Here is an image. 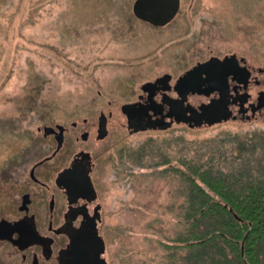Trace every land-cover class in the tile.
Segmentation results:
<instances>
[{
	"label": "rangeland",
	"instance_id": "obj_1",
	"mask_svg": "<svg viewBox=\"0 0 264 264\" xmlns=\"http://www.w3.org/2000/svg\"><path fill=\"white\" fill-rule=\"evenodd\" d=\"M134 3L0 0V161L11 150L24 151L18 147L33 152L32 136L43 137V154L50 153L57 142L44 137L45 125L72 127L86 117L94 130L100 113L112 112L104 140H83L81 124L73 128L80 142L69 138L64 149L87 145L102 154L110 264H170L177 258L182 264L187 250L176 255L165 244L187 227L185 191H176L172 176L142 170L179 164V152L209 148L206 138L262 130L264 116L131 133L121 105L137 100L147 81L169 73L173 82L212 54L236 53L264 67V0H181L164 26L137 17ZM257 73L264 88V73ZM169 138L175 142H161Z\"/></svg>",
	"mask_w": 264,
	"mask_h": 264
},
{
	"label": "flooded vegetation",
	"instance_id": "obj_2",
	"mask_svg": "<svg viewBox=\"0 0 264 264\" xmlns=\"http://www.w3.org/2000/svg\"><path fill=\"white\" fill-rule=\"evenodd\" d=\"M232 54L236 53L199 60L173 82L171 74L170 79L162 75L142 84L138 99L121 105L129 131L203 127L264 116V88L257 73H264V67L252 66L237 54L239 60L221 69L210 61ZM207 61L214 78L180 82L195 65ZM246 71L250 76L241 83L238 75ZM103 112L94 130L86 117L82 122L74 120L72 127L64 124V144L59 150L43 154L42 137V145L34 146L31 154L27 147H18L24 151L11 150L0 161V264H110L102 154L87 145L64 153L69 138L79 143L80 136L85 141L93 135L98 140L108 136L113 113L102 117ZM81 124L84 129L79 136L73 128ZM44 137L57 142L54 133Z\"/></svg>",
	"mask_w": 264,
	"mask_h": 264
},
{
	"label": "trees",
	"instance_id": "obj_3",
	"mask_svg": "<svg viewBox=\"0 0 264 264\" xmlns=\"http://www.w3.org/2000/svg\"><path fill=\"white\" fill-rule=\"evenodd\" d=\"M41 139L32 136L33 146H41ZM171 139L161 142L174 143ZM202 143L210 147L179 152V164L166 158L165 170L157 164L141 172L172 176L176 191L186 194L187 227L165 246L176 255L187 250L182 264H264V129L245 135L225 132ZM179 259L170 264H181Z\"/></svg>",
	"mask_w": 264,
	"mask_h": 264
},
{
	"label": "water",
	"instance_id": "obj_4",
	"mask_svg": "<svg viewBox=\"0 0 264 264\" xmlns=\"http://www.w3.org/2000/svg\"><path fill=\"white\" fill-rule=\"evenodd\" d=\"M181 6V0H135L134 3V13L137 17L140 19L149 22L156 26H164L171 22L174 17L177 15L179 9ZM235 60H239L236 54H232L230 56H226L224 58L215 56L210 61H214L216 65H213L215 67L218 66L219 69H221L223 66H225L227 62H235ZM210 62H200L197 65H195L191 70H189L185 75L182 77L180 82L186 83L189 80L194 79H203L204 76H207L208 78L213 77L214 74L211 72L213 71V68L210 70L208 69L207 65H209ZM229 65V64H228ZM247 68L246 66H243V69ZM248 69V68H247ZM227 71L230 73V69H227ZM222 75L223 79H225L226 75L221 72L220 76ZM250 76V72H241L240 75H238V80L242 83L247 80V78ZM164 78H171V74H165ZM200 85V83H199ZM105 115V112L102 113V117ZM101 117V120H102ZM227 118V117H226ZM103 121V120H102ZM106 128L105 122H103V125L101 124V129L103 130ZM39 129H42L41 127ZM64 131H65V125L58 123L55 126L53 125H45L43 127L44 135L47 136L51 133L55 134V137L57 139L58 145L57 149L59 150L63 144H64ZM100 137L104 136L103 134L99 135ZM87 136L84 134L83 138H86Z\"/></svg>",
	"mask_w": 264,
	"mask_h": 264
}]
</instances>
